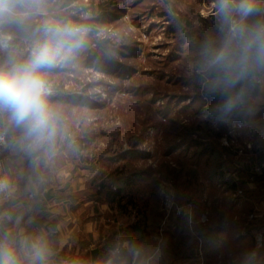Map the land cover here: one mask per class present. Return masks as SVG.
Returning <instances> with one entry per match:
<instances>
[{"label":"rangeland","instance_id":"1","mask_svg":"<svg viewBox=\"0 0 264 264\" xmlns=\"http://www.w3.org/2000/svg\"><path fill=\"white\" fill-rule=\"evenodd\" d=\"M56 1L41 0L47 15L33 23L74 15L95 24L76 60L50 73L51 97L65 98L50 100L61 124L54 144L39 149L42 177L79 186L71 193L92 202L101 228L113 226L108 237L146 213L151 242L137 251L158 243L160 264L179 241L182 264H264V73L257 93L220 111L238 88L214 86L202 70L205 43L223 38L216 0H72L94 10L108 3L103 19ZM24 41L19 59L30 51ZM1 123L8 137L19 131L7 113ZM101 183L121 185L137 207L103 214L111 206L96 194Z\"/></svg>","mask_w":264,"mask_h":264},{"label":"clouds","instance_id":"2","mask_svg":"<svg viewBox=\"0 0 264 264\" xmlns=\"http://www.w3.org/2000/svg\"><path fill=\"white\" fill-rule=\"evenodd\" d=\"M223 38L205 43L202 70L214 86L225 90L264 73V0H216ZM47 14L41 0H0V28L25 27L30 51L19 59L11 51L0 62V113L21 128L31 151L51 147L60 130L61 117L50 102L49 76L57 66L76 60L87 45L88 28L60 19L36 17ZM29 25H32L29 27ZM241 87L229 95L220 109L231 111L244 98ZM8 178L0 176V190L8 187ZM45 264L43 242L22 240L18 244L0 240V264Z\"/></svg>","mask_w":264,"mask_h":264},{"label":"crops","instance_id":"3","mask_svg":"<svg viewBox=\"0 0 264 264\" xmlns=\"http://www.w3.org/2000/svg\"><path fill=\"white\" fill-rule=\"evenodd\" d=\"M15 28L2 32L12 40L13 47L9 50L0 47V62L8 58L10 51L17 57L27 50L24 39L29 38L28 32ZM3 117L4 113H0V122ZM41 154L42 150L28 149L21 128L9 135L3 166L11 197L0 201V240L18 244L39 238L46 248L45 264H160L158 243L144 256L123 236V227L118 228V234L108 237L113 226L105 224L101 228L92 202L81 199L79 193H71L79 186L74 183L55 187L51 180L43 178L39 169ZM113 209L103 206L101 211L106 214ZM118 222L121 221L115 219L117 225L121 224ZM124 253L128 256L124 257ZM21 258L27 264L23 254ZM168 260L166 264H182L187 257L175 261L169 256Z\"/></svg>","mask_w":264,"mask_h":264},{"label":"trees","instance_id":"4","mask_svg":"<svg viewBox=\"0 0 264 264\" xmlns=\"http://www.w3.org/2000/svg\"><path fill=\"white\" fill-rule=\"evenodd\" d=\"M50 2V1H49ZM56 4L60 5V9L64 10V9H70V11H77L78 14L81 15H87V16H93L97 13V17L98 19H103V17L107 16V13L109 12L107 9L108 7V3H104L102 5H98V7L94 9H90L88 7H81V6H74L71 7L73 1L72 0H57L55 2ZM64 16L67 13H63ZM66 19H64L65 21H74L79 25H85L87 28L92 29L94 27L95 22L90 20V19H86V20H80V18L77 16L75 17L74 15H66L65 16ZM32 25H29V27H31ZM21 28H24V31H27V29L25 27H16L15 30H20ZM4 32H9L11 31V27H5L3 29ZM29 36V35H28ZM199 38H203V40L206 42V38H204L205 36H203V34L201 33V35H198ZM262 73L257 74L255 78H252L246 82H242L241 84L237 85L236 87L238 88L237 90H239L241 87L244 88V99H248L249 97V90H253L254 93L258 92V88H259V84L257 82V79L259 77H261ZM65 97H59V98H54V97H49V100H53V99H63ZM224 98V95H216L214 98V102H219L220 100H222ZM135 179L134 177H132L131 179H125L124 185H131L132 183H134ZM117 187V186H116ZM122 186L119 185L115 190H113L111 188L110 185H107L106 183H101L100 185V191H98L97 196L100 197L103 195L106 196L107 198V202L110 204L111 207H113V205L115 204L117 206V208H119V213L121 214H128V207L132 206L133 208H136L137 205L136 203H134L131 200H127L124 202V198L125 195L124 193H122ZM106 193H103V192ZM151 224L148 223L147 221V215L146 213H144V217L141 221H136V222H130L126 228L124 229L123 232V236L125 238H127L128 240L131 241L132 246L135 249H146V247L148 246L150 241V236H151ZM171 247L166 249L168 253H176V254H172L171 256L173 258H175V261H179L181 259L184 258L183 255V251L184 248L186 246V243H184L183 241H179L177 243H172L170 245ZM124 257H127L128 255L126 253L123 254Z\"/></svg>","mask_w":264,"mask_h":264},{"label":"built area","instance_id":"5","mask_svg":"<svg viewBox=\"0 0 264 264\" xmlns=\"http://www.w3.org/2000/svg\"><path fill=\"white\" fill-rule=\"evenodd\" d=\"M0 42L3 45V48H10L9 40L0 35ZM53 94V90H52ZM8 131L6 129L5 124H0V176H5L4 166H3V153L8 143ZM0 195H4L0 200H7L9 198V189L8 187L4 190H0Z\"/></svg>","mask_w":264,"mask_h":264},{"label":"water","instance_id":"6","mask_svg":"<svg viewBox=\"0 0 264 264\" xmlns=\"http://www.w3.org/2000/svg\"><path fill=\"white\" fill-rule=\"evenodd\" d=\"M45 197H46L47 199H49L50 196H49V194H46ZM97 253H98L97 250H95V251L93 252L94 255H96Z\"/></svg>","mask_w":264,"mask_h":264}]
</instances>
